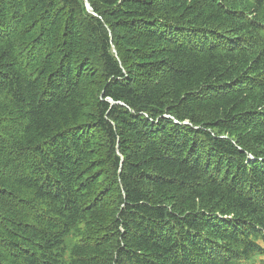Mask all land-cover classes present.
I'll return each instance as SVG.
<instances>
[{
  "label": "trees",
  "instance_id": "1",
  "mask_svg": "<svg viewBox=\"0 0 264 264\" xmlns=\"http://www.w3.org/2000/svg\"><path fill=\"white\" fill-rule=\"evenodd\" d=\"M0 264H264V0H0Z\"/></svg>",
  "mask_w": 264,
  "mask_h": 264
},
{
  "label": "water",
  "instance_id": "2",
  "mask_svg": "<svg viewBox=\"0 0 264 264\" xmlns=\"http://www.w3.org/2000/svg\"><path fill=\"white\" fill-rule=\"evenodd\" d=\"M87 6H88V4H87Z\"/></svg>",
  "mask_w": 264,
  "mask_h": 264
}]
</instances>
